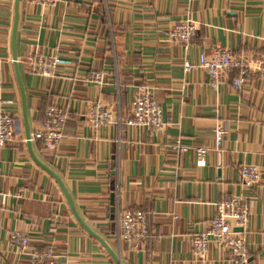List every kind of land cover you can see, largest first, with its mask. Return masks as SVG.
<instances>
[{
	"label": "crops",
	"instance_id": "0c3cea01",
	"mask_svg": "<svg viewBox=\"0 0 264 264\" xmlns=\"http://www.w3.org/2000/svg\"><path fill=\"white\" fill-rule=\"evenodd\" d=\"M187 17L200 26L186 49L168 31ZM217 46L264 58V0H19L17 10L9 0L0 6V109L16 118L14 140L0 147V264H33L29 251L11 241L13 231L27 233L32 248L51 249L59 264H120L78 221L57 179L36 159L60 176L80 217L122 264H237L227 247L211 243L201 258L192 242L216 214V203L236 194L250 205L244 264H264V74L236 88L237 70L215 83L202 67L184 69L186 58L197 63ZM31 52L58 53L74 64L45 76L25 62ZM95 70L105 72L103 83L92 79ZM139 85L166 106L157 135L126 123ZM21 87L31 133L49 106L70 112L56 150L38 139L28 143ZM97 101L111 107L112 122H91L88 110ZM218 121L227 128L220 150ZM177 139L192 148L178 151L171 145ZM199 145L211 147L203 165ZM243 163L261 168L252 189L242 184ZM118 209L146 211L145 241L119 239Z\"/></svg>",
	"mask_w": 264,
	"mask_h": 264
},
{
	"label": "built area",
	"instance_id": "2783aa9c",
	"mask_svg": "<svg viewBox=\"0 0 264 264\" xmlns=\"http://www.w3.org/2000/svg\"><path fill=\"white\" fill-rule=\"evenodd\" d=\"M9 0H0V6ZM41 4H50L55 0H31ZM191 1V0H189ZM199 22L192 17L177 21L168 31L170 41L179 42L188 48L199 29ZM30 69L45 76H52L60 66L73 65L74 61L69 57L58 53L43 54L31 52L25 59ZM196 67L206 69L215 83L226 81L233 70H237V76L232 84L236 88H242L247 84L251 76L256 73L264 74V58L242 57L236 55L227 47L217 46L211 54H200L199 62L194 63L187 58L184 60V69L189 71ZM97 83H103L105 72L95 70L91 74ZM88 116L94 125H102L112 122L113 112L111 107L97 101L88 110ZM70 118V112L61 105H51L45 111V118L40 127L31 133V139L40 140L49 150H56L65 136V126ZM126 123L136 128L150 131L157 135L164 129L165 121L163 107L147 85H139L132 98L131 110ZM227 132L223 121H218L214 128L215 147L220 150ZM16 134V118L5 110L0 109V147L14 140ZM172 147L178 151H186L191 145L182 143L177 139ZM198 164L203 165L210 146H194ZM220 164V163H219ZM221 165V164H220ZM242 184L248 189L257 185L262 177V171L258 164L243 163L240 167ZM217 212L209 220L208 226L201 232H196L192 237L193 250L196 256L205 257L211 243L221 247H227L237 264L248 261L250 250L247 245L244 229L250 217L249 199L245 194H236L221 199L216 203ZM117 236L119 239L141 243L150 233L149 217L142 209H118ZM242 227V230H236ZM13 243L19 245L22 250H28L33 264H59L53 258L51 249L32 248L31 237L21 231H13L10 235Z\"/></svg>",
	"mask_w": 264,
	"mask_h": 264
},
{
	"label": "water",
	"instance_id": "95a60500",
	"mask_svg": "<svg viewBox=\"0 0 264 264\" xmlns=\"http://www.w3.org/2000/svg\"><path fill=\"white\" fill-rule=\"evenodd\" d=\"M18 2L19 0H16V10H17V7H18ZM17 24H18V17H16V20H15V25H14V42H15V33H16V27H17ZM20 79V78H19ZM21 91H22V97H23V103H24V116H25V121H26V127H27V132H26V136H27V140H28V143L31 144V132H30V128H29V125H28V115H27V107H26V95L24 93V89L23 87H21ZM163 114H164V117L166 116V106L163 105ZM36 159V158H35ZM37 162L43 166L48 172H50L56 179L57 181L59 182L65 196L67 197V200L73 210V213L74 215L76 216V218L78 219V221L84 226V228L89 232L91 233L93 236L97 237L99 240H101L104 245L108 248L109 252L112 254V256L114 257V259L122 264L121 260L119 259L118 255L110 248V246L104 241V239H102L97 233H95L85 222L84 220L80 217L79 213L77 212L76 210V207L74 205V202L72 200V197L70 196V194L68 193L66 187L64 186V183L62 181V179L60 178V176L53 170L51 169L49 166L45 165L44 163H42L41 161H39L38 159H36ZM112 189L114 190V184H113V187ZM114 197H115V192L112 193V203L114 204ZM236 230H242V227H237Z\"/></svg>",
	"mask_w": 264,
	"mask_h": 264
}]
</instances>
